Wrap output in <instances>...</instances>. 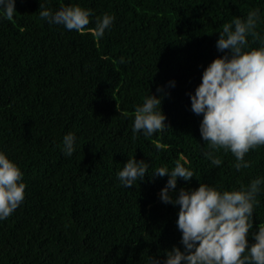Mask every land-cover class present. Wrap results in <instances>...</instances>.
<instances>
[{"label": "trees", "instance_id": "trees-1", "mask_svg": "<svg viewBox=\"0 0 264 264\" xmlns=\"http://www.w3.org/2000/svg\"><path fill=\"white\" fill-rule=\"evenodd\" d=\"M63 2L91 9L89 25L76 31L47 23L40 0H16L13 19H0V149L26 183L21 204L0 220V264H148L179 244L178 206L158 197L167 174L121 185L116 172L128 158L144 159L151 173L186 157L195 176L179 178L177 187L231 190L264 176V145L245 154L246 168L237 170L223 150L215 152L221 164H211L189 97L203 67L222 54L215 41L224 23L258 8L264 34V0ZM104 13L113 23L95 37ZM158 85L168 92L169 125L134 136V110ZM68 132L76 136L71 156L63 152ZM256 200L250 232L264 223V184Z\"/></svg>", "mask_w": 264, "mask_h": 264}, {"label": "clouds", "instance_id": "clouds-1", "mask_svg": "<svg viewBox=\"0 0 264 264\" xmlns=\"http://www.w3.org/2000/svg\"><path fill=\"white\" fill-rule=\"evenodd\" d=\"M16 0H0V19L12 20ZM52 10L40 0L39 16L51 25H62L67 30L81 31L89 25L92 10L75 4ZM262 14L258 8L248 11L244 18L235 16L224 23L215 41L217 55L203 67L200 82L189 92L190 110L202 118L199 122L201 140L206 145L204 155L214 166L221 164L217 150L231 152L234 167H248L244 159L250 149L264 145V34L257 31ZM114 17L104 13L95 20V37H102ZM258 46H250L251 41ZM169 80L167 87H174ZM158 93V94H157ZM164 85L150 94L134 110L131 131L144 136L164 129L166 113L162 109ZM127 117L128 113H122ZM63 152L71 156L76 148L73 132L63 135ZM186 157L174 166H160L151 173L144 159L130 157L116 172L124 187L135 185L146 175L163 177L166 183L158 192L161 202L178 206L176 227L179 244L164 250L162 257H151L148 264H264V223L253 228L256 194L264 184V176L253 178L247 187L231 190L209 183L198 187H177L178 179L188 181L195 176L186 167ZM19 165L0 149V220L10 216L25 197L26 183ZM251 238V239H250Z\"/></svg>", "mask_w": 264, "mask_h": 264}]
</instances>
